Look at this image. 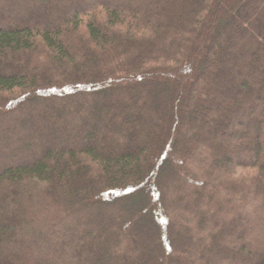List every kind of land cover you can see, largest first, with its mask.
<instances>
[{
  "label": "trees",
  "instance_id": "16d2710c",
  "mask_svg": "<svg viewBox=\"0 0 264 264\" xmlns=\"http://www.w3.org/2000/svg\"><path fill=\"white\" fill-rule=\"evenodd\" d=\"M0 264H264V0H0Z\"/></svg>",
  "mask_w": 264,
  "mask_h": 264
}]
</instances>
